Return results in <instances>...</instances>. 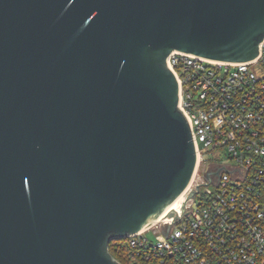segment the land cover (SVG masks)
I'll return each mask as SVG.
<instances>
[{
  "label": "water",
  "instance_id": "95a60500",
  "mask_svg": "<svg viewBox=\"0 0 264 264\" xmlns=\"http://www.w3.org/2000/svg\"><path fill=\"white\" fill-rule=\"evenodd\" d=\"M263 39L264 0H0V264H121L197 169L167 57Z\"/></svg>",
  "mask_w": 264,
  "mask_h": 264
},
{
  "label": "built area",
  "instance_id": "2783aa9c",
  "mask_svg": "<svg viewBox=\"0 0 264 264\" xmlns=\"http://www.w3.org/2000/svg\"><path fill=\"white\" fill-rule=\"evenodd\" d=\"M167 65L178 81L197 169L175 221L122 238L127 264H264V39L249 62L173 51ZM149 230L158 237L149 239Z\"/></svg>",
  "mask_w": 264,
  "mask_h": 264
},
{
  "label": "trees",
  "instance_id": "16d2710c",
  "mask_svg": "<svg viewBox=\"0 0 264 264\" xmlns=\"http://www.w3.org/2000/svg\"><path fill=\"white\" fill-rule=\"evenodd\" d=\"M110 254L122 264H127L128 249L123 245L122 239H112L108 243Z\"/></svg>",
  "mask_w": 264,
  "mask_h": 264
},
{
  "label": "bare ground",
  "instance_id": "6f19581e",
  "mask_svg": "<svg viewBox=\"0 0 264 264\" xmlns=\"http://www.w3.org/2000/svg\"><path fill=\"white\" fill-rule=\"evenodd\" d=\"M183 196L184 194H182L181 196H179L161 215L160 218L162 220L168 219L169 217L167 216V213L170 209H173L175 211H178L182 201H183Z\"/></svg>",
  "mask_w": 264,
  "mask_h": 264
},
{
  "label": "rangeland",
  "instance_id": "374dc122",
  "mask_svg": "<svg viewBox=\"0 0 264 264\" xmlns=\"http://www.w3.org/2000/svg\"><path fill=\"white\" fill-rule=\"evenodd\" d=\"M212 158H213L214 161L220 159L219 156H213ZM200 173H202V170H200ZM183 197H185V193H184V196H183ZM146 235H147V236L149 237V239H151V240H153V239H155V238L158 237V233H154L153 230H149V231L146 233Z\"/></svg>",
  "mask_w": 264,
  "mask_h": 264
},
{
  "label": "flooded vegetation",
  "instance_id": "af4514ba",
  "mask_svg": "<svg viewBox=\"0 0 264 264\" xmlns=\"http://www.w3.org/2000/svg\"><path fill=\"white\" fill-rule=\"evenodd\" d=\"M213 174H214L215 176H217V175H218V172H217V171H214Z\"/></svg>",
  "mask_w": 264,
  "mask_h": 264
}]
</instances>
